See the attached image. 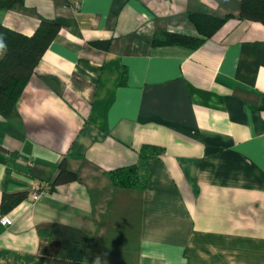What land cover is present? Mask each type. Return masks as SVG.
Returning a JSON list of instances; mask_svg holds the SVG:
<instances>
[{
  "label": "crops",
  "instance_id": "obj_1",
  "mask_svg": "<svg viewBox=\"0 0 264 264\" xmlns=\"http://www.w3.org/2000/svg\"><path fill=\"white\" fill-rule=\"evenodd\" d=\"M78 4V7H76ZM241 0H22L59 30L0 114V264H264V25ZM189 13L224 19L198 48ZM106 44V46H105ZM3 50L0 49V59ZM64 162L76 179L53 184ZM137 167L138 184H113ZM44 189L29 200L33 186Z\"/></svg>",
  "mask_w": 264,
  "mask_h": 264
},
{
  "label": "trees",
  "instance_id": "obj_2",
  "mask_svg": "<svg viewBox=\"0 0 264 264\" xmlns=\"http://www.w3.org/2000/svg\"><path fill=\"white\" fill-rule=\"evenodd\" d=\"M22 0H0V9L21 4ZM241 20L259 22L264 25V0H241L239 12ZM197 36L177 32H158L151 38V43L160 45H182L191 49L198 48L206 39L223 24L218 19L202 13H189ZM59 24L55 21L42 19L32 35H25L0 23V44L3 45V56L0 59V114L8 116L21 95L24 85L32 74L38 60L57 35ZM106 46V44H105ZM110 178L114 185L134 187L138 184L137 167L130 166L113 170ZM76 179V174L68 170L62 162L58 167L53 184ZM26 198L23 192L3 193L0 201L2 213L10 210Z\"/></svg>",
  "mask_w": 264,
  "mask_h": 264
},
{
  "label": "built area",
  "instance_id": "obj_3",
  "mask_svg": "<svg viewBox=\"0 0 264 264\" xmlns=\"http://www.w3.org/2000/svg\"><path fill=\"white\" fill-rule=\"evenodd\" d=\"M76 7H78V4H76ZM44 192V189L41 188L38 185L33 186L31 192L29 193V200L30 201H36L40 198V196L42 195V193ZM0 222L2 225L8 224L10 222V220L6 217L3 216L0 218Z\"/></svg>",
  "mask_w": 264,
  "mask_h": 264
},
{
  "label": "clouds",
  "instance_id": "obj_4",
  "mask_svg": "<svg viewBox=\"0 0 264 264\" xmlns=\"http://www.w3.org/2000/svg\"><path fill=\"white\" fill-rule=\"evenodd\" d=\"M3 48V45L2 44H0V49H2Z\"/></svg>",
  "mask_w": 264,
  "mask_h": 264
}]
</instances>
